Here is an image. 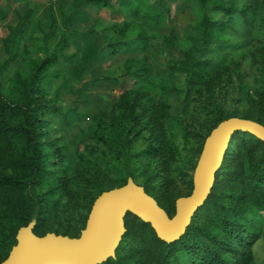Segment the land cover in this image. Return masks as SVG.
Wrapping results in <instances>:
<instances>
[{"label": "trees", "instance_id": "1", "mask_svg": "<svg viewBox=\"0 0 264 264\" xmlns=\"http://www.w3.org/2000/svg\"><path fill=\"white\" fill-rule=\"evenodd\" d=\"M114 1L124 20L109 28L114 37L104 47V53L131 56L125 62V74L136 87L124 90L109 110L92 119L102 130L99 139L116 153L123 169L113 181H93L86 199L87 212L102 192L121 187L128 178L140 175L145 192L172 217L177 198L171 179L162 175L179 156L163 130L171 116L170 88L163 79L151 75L146 55L158 38L168 9L157 7L151 0ZM182 1L190 5L195 24L182 39L180 29L173 27L163 41L182 55L167 69L181 73L190 90L210 88L222 78L231 81L233 75L238 76L235 68L241 62L259 65L258 86L249 96L256 99L255 110H246L239 116L220 113L209 122L206 137L231 117L264 126V0ZM74 3L69 18L76 16L80 6L98 10L114 7L112 0ZM32 16L33 11L28 9L17 16L14 25L7 26L3 39L6 55L12 54ZM6 17L0 7V19ZM93 33V29L72 31L69 37L88 40ZM69 46L67 36H61L46 60L35 63L26 77L17 76L11 89L13 101L3 95L0 86V264L16 244L18 229L32 220L33 232L39 237L46 233L78 237L85 227L87 217L70 229L62 228L57 219L55 212L69 189L59 171L50 167L54 142L44 119L50 112L44 99L51 75L47 70L60 60L69 62L73 58L64 53ZM204 52L207 58L201 59ZM151 95L157 97V102ZM138 137H145L146 145L131 153L130 146ZM124 221L126 231L115 258L103 264H256L254 246L264 240V143L249 133L232 135L209 196L177 241H161L149 224L131 214Z\"/></svg>", "mask_w": 264, "mask_h": 264}, {"label": "rangeland", "instance_id": "2", "mask_svg": "<svg viewBox=\"0 0 264 264\" xmlns=\"http://www.w3.org/2000/svg\"><path fill=\"white\" fill-rule=\"evenodd\" d=\"M74 1L0 0V7L7 14L5 20L0 19V86L5 97L14 100L11 89L15 78L26 77L35 63L46 60L61 36L66 35L70 43L64 53L73 58L69 62L60 60L47 70L51 75L44 95L50 108L44 119L54 142L50 167L59 171L69 189L55 212L64 229L76 226L81 218L87 217L86 199L92 191L93 181H113L123 169L116 160V153L99 139L102 130L92 119L109 110L124 90L136 87L125 74V62L131 56L104 53V47L114 37L109 28L124 20L116 2L112 0L113 9L80 6L76 16L69 18ZM151 2L168 9L163 14L164 23L158 38L146 55L151 62V75L163 79L170 88L171 116L163 130L166 139L177 147L179 156L162 175L171 179L175 196L179 198L192 191L190 182L211 119L220 113L239 116L246 110H255L253 100L256 102V99L254 96L249 99V96L258 86L259 65L241 62L235 68L238 76L233 75L231 81L222 78L210 88L190 90L181 73L167 69V65L179 61L182 55L163 41L173 27L180 29L178 35L182 39L195 24L190 5L182 0ZM28 9L33 11V16L16 41L12 54L6 55L3 39L7 35V26L14 25L17 16ZM88 29L94 30L88 40L69 37L72 31ZM205 58L206 52L201 55V59ZM56 73L57 77L52 76ZM151 97L157 102L156 96ZM145 145V137H138L131 144L130 152L141 151ZM131 179L137 185L143 183L140 175ZM254 254L256 264H264V240L254 246Z\"/></svg>", "mask_w": 264, "mask_h": 264}, {"label": "water", "instance_id": "3", "mask_svg": "<svg viewBox=\"0 0 264 264\" xmlns=\"http://www.w3.org/2000/svg\"><path fill=\"white\" fill-rule=\"evenodd\" d=\"M236 132L249 133L264 143L262 124L238 117L221 121L206 137L194 169L192 191L175 200L172 217L142 186L128 178L125 185L104 191L95 199L78 237L55 233L39 237L33 232L35 221L32 220L18 229L16 244L1 264H103L115 258L126 231L127 214L149 224L161 241H177L209 196L215 174Z\"/></svg>", "mask_w": 264, "mask_h": 264}]
</instances>
